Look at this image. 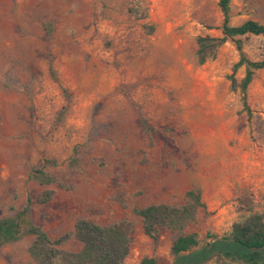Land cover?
I'll return each mask as SVG.
<instances>
[{
    "label": "rangeland",
    "instance_id": "rangeland-1",
    "mask_svg": "<svg viewBox=\"0 0 264 264\" xmlns=\"http://www.w3.org/2000/svg\"><path fill=\"white\" fill-rule=\"evenodd\" d=\"M230 14L234 26L264 24V0H232ZM223 20L218 0H0V218L28 197L33 221L53 237L82 218H129L124 264L144 256L173 264L171 231L161 228L155 242L134 208L181 203L197 186L206 210L187 231L203 240L230 231L244 191L264 213V68L248 88L251 119L228 78L239 59L235 41L264 60V36L229 39L200 64L198 36H222ZM244 74L242 66L237 79ZM36 168L55 183L31 180ZM46 189L54 197L37 203ZM32 240L2 246L0 264H38Z\"/></svg>",
    "mask_w": 264,
    "mask_h": 264
},
{
    "label": "trees",
    "instance_id": "trees-1",
    "mask_svg": "<svg viewBox=\"0 0 264 264\" xmlns=\"http://www.w3.org/2000/svg\"><path fill=\"white\" fill-rule=\"evenodd\" d=\"M231 1L218 0L224 20L221 26L222 36H198L197 59L200 64L217 56L219 48L229 39L245 35H263L264 24L248 19L234 26L231 20ZM149 32L155 30L154 25H145ZM51 32V30H50ZM239 59L232 67L229 75L231 89L241 93L243 109L248 117H253V110L248 103V88L252 83L255 70L264 68V60L250 59L243 48V42L236 40ZM245 66V74L238 80L236 73ZM51 74L57 81L59 77L50 65ZM140 122L146 133L154 129L144 115ZM72 163L78 164L76 157ZM46 164L55 166L56 159H46ZM30 179L40 185L49 186L55 183V177L45 168H36ZM55 195V190L46 189L35 201L46 204ZM34 199L28 197L27 203L12 216L0 218V248L8 243H15L26 236L33 240L28 247L29 254L38 264H124L132 246L131 232L134 223L129 218L112 223H99L82 218L76 221L72 230L53 237L43 227L37 225L32 218ZM240 218L232 224L229 232L218 235L208 233L201 239L196 232H188V227L196 221L200 211L206 210L201 188L191 187L185 193L181 203H152L144 207H136L133 213L141 218L144 233L158 242L161 228L172 233L171 253L173 264H264V213L256 210L255 201L250 192L244 191L237 198ZM71 240H77L81 247L78 250L66 248ZM139 264H159L153 256H144Z\"/></svg>",
    "mask_w": 264,
    "mask_h": 264
}]
</instances>
